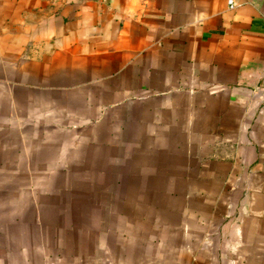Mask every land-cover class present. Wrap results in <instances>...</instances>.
Returning <instances> with one entry per match:
<instances>
[{
  "label": "crops",
  "instance_id": "obj_1",
  "mask_svg": "<svg viewBox=\"0 0 264 264\" xmlns=\"http://www.w3.org/2000/svg\"><path fill=\"white\" fill-rule=\"evenodd\" d=\"M233 1L0 0V148L32 179L92 133L148 150L146 264H264V0ZM19 245L0 264H33Z\"/></svg>",
  "mask_w": 264,
  "mask_h": 264
},
{
  "label": "rangeland",
  "instance_id": "obj_2",
  "mask_svg": "<svg viewBox=\"0 0 264 264\" xmlns=\"http://www.w3.org/2000/svg\"><path fill=\"white\" fill-rule=\"evenodd\" d=\"M99 135L116 143L114 132L89 134L78 148L62 150L57 170L43 166L34 179L23 164L9 163L20 158L18 148H0V244L15 253L20 242L33 264L147 263L139 257L159 235L150 223L164 217L165 198L156 191L162 182L155 175L162 165L146 149H100L88 142ZM73 136L65 135V144ZM5 140L8 135L0 134V144ZM57 153L44 150L41 156Z\"/></svg>",
  "mask_w": 264,
  "mask_h": 264
},
{
  "label": "built area",
  "instance_id": "obj_3",
  "mask_svg": "<svg viewBox=\"0 0 264 264\" xmlns=\"http://www.w3.org/2000/svg\"><path fill=\"white\" fill-rule=\"evenodd\" d=\"M228 8L232 9L236 6V3L233 0H228Z\"/></svg>",
  "mask_w": 264,
  "mask_h": 264
}]
</instances>
